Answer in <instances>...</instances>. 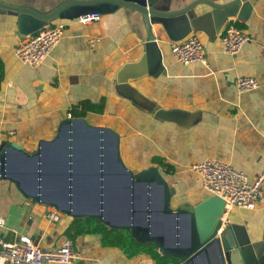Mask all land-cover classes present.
I'll return each mask as SVG.
<instances>
[{
	"label": "crops",
	"instance_id": "0c3cea01",
	"mask_svg": "<svg viewBox=\"0 0 264 264\" xmlns=\"http://www.w3.org/2000/svg\"><path fill=\"white\" fill-rule=\"evenodd\" d=\"M1 1L47 12L65 0ZM192 1L159 0L157 7L179 9ZM209 9L200 3L194 12ZM16 18V13L0 8V144L14 142L32 153L40 141L56 137L64 119L82 117L90 126L118 135L119 156L132 172L156 166L169 186L173 209L214 196L202 187L200 176L191 168L194 163L222 160L249 179L264 171V0L254 4L246 20L228 21L249 36L237 53L223 51L220 34L209 38L195 31L204 46L206 64L184 65L171 54V40L163 33L157 36L163 64L160 74L144 73L124 83L116 81L119 69L143 53L147 30L140 12L118 7L102 15L100 22L54 20L65 23V33L37 66L22 63L14 53L23 39ZM242 75L256 78L259 86L238 91L235 80ZM85 101H103L104 109L72 115L71 110ZM50 210L57 209L34 201L14 180L0 178V218L4 220L0 238L27 235L42 247H56L68 237L64 232L72 217L57 210L59 219L51 221L46 216ZM230 223L245 227L253 241L264 227V201L252 209L232 207ZM70 238L78 257L69 264H154L148 255L129 258L118 247L102 245L98 234Z\"/></svg>",
	"mask_w": 264,
	"mask_h": 264
},
{
	"label": "water",
	"instance_id": "95a60500",
	"mask_svg": "<svg viewBox=\"0 0 264 264\" xmlns=\"http://www.w3.org/2000/svg\"><path fill=\"white\" fill-rule=\"evenodd\" d=\"M257 1L194 0L171 10L159 9V0H65L40 12L0 0V8L17 14L15 25L22 37L57 19L112 14L118 7L140 12L147 30L143 53L119 69L116 81L124 83L144 73L160 74L163 64L157 36L164 33L178 41L200 31L215 38L234 17L246 20ZM200 3L210 9L195 15ZM118 143V135L110 129L90 126L82 117H68L60 123L56 137L40 141L32 153L14 142L1 143L0 178L14 180L34 201L72 218L87 216L110 227L129 228L137 241L153 242L161 254L177 257L179 264H264V227L253 241L242 225L227 223L220 229L224 200L216 195L173 209L169 186L156 166L132 172L119 156ZM114 190L120 194L117 205L106 195Z\"/></svg>",
	"mask_w": 264,
	"mask_h": 264
},
{
	"label": "built area",
	"instance_id": "2783aa9c",
	"mask_svg": "<svg viewBox=\"0 0 264 264\" xmlns=\"http://www.w3.org/2000/svg\"><path fill=\"white\" fill-rule=\"evenodd\" d=\"M101 19L102 15L99 13H86L78 17L82 23L100 22ZM65 28V23L52 21L23 37L14 48L16 57L24 64L39 65L62 38ZM248 40V34L234 21L227 22L220 33L222 49L228 54L237 53ZM170 51L181 64H206L205 49L196 32L189 33L182 40L170 41ZM258 86L259 81L252 76L242 75L235 80L238 91H250ZM1 128L0 117V131ZM191 168L200 176L201 185L205 190L224 200L220 229L228 223V212L232 207L252 209L264 201V171L249 179L245 172L234 168L228 162L214 158L194 163ZM46 216L51 221H57L60 214L57 210H50ZM3 224L4 220L0 218V225ZM77 257L78 253L70 237H64L61 243L53 248L42 247L27 235H20L14 240L0 238V264H69Z\"/></svg>",
	"mask_w": 264,
	"mask_h": 264
},
{
	"label": "trees",
	"instance_id": "16d2710c",
	"mask_svg": "<svg viewBox=\"0 0 264 264\" xmlns=\"http://www.w3.org/2000/svg\"><path fill=\"white\" fill-rule=\"evenodd\" d=\"M103 109V101L98 103L85 101L81 103L79 109H72L71 114L82 116L86 111L102 112ZM155 161L162 164L166 169H170L161 159L155 158ZM64 233L72 238L81 234H98L102 245L106 247H118L129 258L144 254L148 255L154 264H179L177 257L161 254L153 242L137 241L129 228L110 227L95 218L87 216L72 218Z\"/></svg>",
	"mask_w": 264,
	"mask_h": 264
},
{
	"label": "rangeland",
	"instance_id": "374dc122",
	"mask_svg": "<svg viewBox=\"0 0 264 264\" xmlns=\"http://www.w3.org/2000/svg\"><path fill=\"white\" fill-rule=\"evenodd\" d=\"M90 145L94 146L93 142ZM106 195L108 197V200H110L111 203L114 204V205H117L116 204V199L120 201V198H119L120 194H119V192H117L115 190L113 192L112 191L107 192Z\"/></svg>",
	"mask_w": 264,
	"mask_h": 264
}]
</instances>
